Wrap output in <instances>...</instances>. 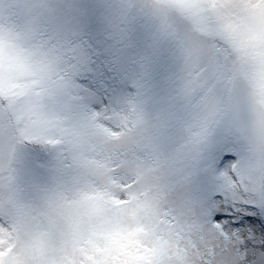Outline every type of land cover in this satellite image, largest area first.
Masks as SVG:
<instances>
[{
	"label": "rangeland",
	"instance_id": "rangeland-1",
	"mask_svg": "<svg viewBox=\"0 0 264 264\" xmlns=\"http://www.w3.org/2000/svg\"><path fill=\"white\" fill-rule=\"evenodd\" d=\"M155 3L0 0V57L8 65L7 81L0 78V121L6 117L12 132L10 143L0 140V206L11 205L18 222L25 225L24 249L17 255L22 264H59L65 256H79L88 250L90 237L112 225L134 227L135 234L120 251L135 253L151 264H238L236 241L208 225L197 186L201 179L222 178L211 171L210 151L220 137L227 136L237 146L240 177L237 185H230L233 190L229 194L237 199L242 193L264 199V106H253L247 117L240 119L224 94L211 109L193 113L177 131L167 126V116L156 105L140 98L130 115L135 131L114 132L80 100L73 69L61 66L48 43V19L57 4H96L101 7L92 35L95 43H100L95 33L106 31V24L111 26V44L126 35L121 30L123 21L141 16L149 18L151 32L159 36L175 13L184 17L190 28L220 38L216 46L230 51L242 68L248 67L251 56H264V50L252 48L244 39L239 26L243 8L238 3L222 7L223 17L237 22L231 30L202 13L195 3L153 12ZM254 23L264 30V14ZM134 39L143 40V34L137 32ZM150 42L134 49L137 71L151 54ZM13 78L33 79L38 87L35 109L27 120L21 117L22 102L8 93ZM106 79L110 83L98 89L102 96L127 90L121 74L112 73ZM157 93L165 94L160 75ZM205 93V88H192L189 101L195 102ZM47 131L58 132L64 139L68 161L47 154L42 157L45 170L35 174L30 158L46 153L34 143L21 141ZM21 188L26 195L37 194L36 199L21 200ZM121 195L127 198L121 199ZM29 208L37 209L34 221ZM166 208L176 210L179 223L164 219ZM241 211L256 214L251 209Z\"/></svg>",
	"mask_w": 264,
	"mask_h": 264
},
{
	"label": "snow or ice",
	"instance_id": "snow-or-ice-1",
	"mask_svg": "<svg viewBox=\"0 0 264 264\" xmlns=\"http://www.w3.org/2000/svg\"><path fill=\"white\" fill-rule=\"evenodd\" d=\"M185 3H195L202 13L215 18L228 30L237 26V22L224 18L222 7L230 3L240 4L243 15L239 26L244 39L252 48L264 50V30H258L254 23L258 15L264 14V0H156L153 12L183 7ZM100 7L96 4H57L48 19L47 36L61 66L73 69L80 100L102 117L114 132L121 129L128 133L135 131L136 124L130 115L136 111L140 98L156 105L167 116V126L177 131L182 130L183 123L193 113L211 109L224 94L231 111L240 119L246 118L253 106H264V56H251L248 67L242 68L230 51L216 46L220 43L218 40L190 28L184 17L175 13L159 36L151 32L149 18L141 16L123 21L121 30L126 35L111 44V26L106 24V31L95 33L96 39L100 40L95 43L92 35ZM70 26L75 30H70ZM137 32L143 34V40L134 39ZM149 40L147 46L151 54L144 58V64L137 71L134 49ZM117 44L123 46L118 48ZM112 73L122 75L121 82L127 90L104 97L98 89L110 83L106 77ZM85 75L86 78L81 79ZM158 75L165 90L163 96L157 93ZM197 87L205 88L206 93L191 102L189 91ZM0 124V140L10 143L12 132L6 117ZM172 139V136L168 137L169 141ZM236 147L235 141L227 136L220 137L213 144L211 171L222 178L201 179L197 191L208 225L236 241L234 251L238 264H264V199L256 194L242 193L240 199L229 194L233 190L230 185H237L240 181ZM46 155L41 153L30 158L35 174H42L45 170L42 157ZM36 197L34 193L26 195L23 188L19 190L21 200H35ZM120 198L127 197L121 195ZM242 209H251L256 214H245ZM28 211L34 221L37 209L29 208ZM163 215L164 219H176L179 223L175 209L166 208ZM24 229L25 225L18 222L11 205L0 206V264H22L17 255L24 249ZM134 234L132 226L112 225L90 237L86 252L79 256H65L59 264H151L139 259L135 253L120 251L126 239Z\"/></svg>",
	"mask_w": 264,
	"mask_h": 264
},
{
	"label": "trees",
	"instance_id": "trees-1",
	"mask_svg": "<svg viewBox=\"0 0 264 264\" xmlns=\"http://www.w3.org/2000/svg\"><path fill=\"white\" fill-rule=\"evenodd\" d=\"M201 32L205 31L201 30ZM215 39L221 43L220 38L215 36ZM7 66L8 65L6 60L0 57V78L4 79V81H7ZM32 80L33 79L26 80L22 78H13V83H11L8 87V93L12 96L14 95L13 99L17 100L20 103L22 102V104L24 105V108H22L21 110L23 112L21 114L23 120L29 119L32 115L33 110L35 109L36 99L34 96H37L36 92L38 87L34 84V81ZM29 85L31 87H28ZM21 142H26L30 144L34 143L38 150L40 149L39 151H42L52 157H55V155H57L64 162L68 161L67 146L64 142V139L59 135L58 132L47 131L43 133H37L32 137L27 138L25 141Z\"/></svg>",
	"mask_w": 264,
	"mask_h": 264
}]
</instances>
